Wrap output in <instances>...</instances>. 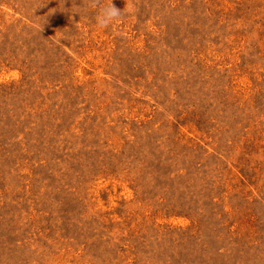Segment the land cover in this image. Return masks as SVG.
<instances>
[{
  "label": "rangeland",
  "instance_id": "obj_1",
  "mask_svg": "<svg viewBox=\"0 0 264 264\" xmlns=\"http://www.w3.org/2000/svg\"><path fill=\"white\" fill-rule=\"evenodd\" d=\"M112 2L0 0V264H264V0Z\"/></svg>",
  "mask_w": 264,
  "mask_h": 264
},
{
  "label": "clouds",
  "instance_id": "obj_2",
  "mask_svg": "<svg viewBox=\"0 0 264 264\" xmlns=\"http://www.w3.org/2000/svg\"><path fill=\"white\" fill-rule=\"evenodd\" d=\"M90 4L92 8L98 9L95 23L99 29H107L121 19L122 10L118 9L112 0H108L106 4H103L101 0H90Z\"/></svg>",
  "mask_w": 264,
  "mask_h": 264
}]
</instances>
